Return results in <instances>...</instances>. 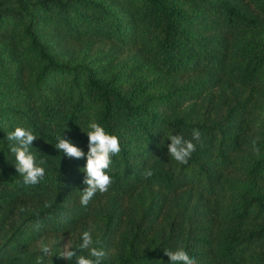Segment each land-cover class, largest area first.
I'll list each match as a JSON object with an SVG mask.
<instances>
[{
  "label": "trees",
  "instance_id": "16d2710c",
  "mask_svg": "<svg viewBox=\"0 0 264 264\" xmlns=\"http://www.w3.org/2000/svg\"><path fill=\"white\" fill-rule=\"evenodd\" d=\"M92 120L121 151L85 207ZM16 126L46 160L33 186L8 147ZM193 129L180 164L169 136ZM85 230L102 264H170L168 249L264 264V0H0V264H37L49 240L43 264H74L59 255Z\"/></svg>",
  "mask_w": 264,
  "mask_h": 264
},
{
  "label": "clouds",
  "instance_id": "9594fccd",
  "mask_svg": "<svg viewBox=\"0 0 264 264\" xmlns=\"http://www.w3.org/2000/svg\"><path fill=\"white\" fill-rule=\"evenodd\" d=\"M88 131H83L88 137V151L86 154V164L82 171L85 173L84 184L87 186L81 191L80 203L87 206L97 192H108L113 183L109 174L113 157L121 151L120 139L115 134H110L103 126L92 120L88 124ZM202 133L198 129H193L192 139H185L183 135H170L171 143L167 146L169 155L180 164H187L192 153L196 150V144L193 141H201ZM38 137L31 128L16 126L14 131L7 134L8 147L15 159V167L18 174L22 177V182L26 186L38 184L45 177L46 170L44 165L46 160L41 158L37 161L36 155L32 152L33 141ZM58 143L55 147L65 156L74 159H80L85 153L70 140L63 138V135L57 137ZM252 151L259 155L260 149L257 147V140H252ZM153 170L147 169L143 173L145 179L153 176ZM37 224L36 230H40ZM82 242L77 248L65 245L64 251L59 257L74 264H102L106 256V251L102 246L99 236L93 237L91 230H85L81 234ZM80 251L77 254L76 250ZM51 246L41 241L40 252L43 254L38 257L37 264H43V257L49 254ZM86 252L87 254H83ZM169 258L170 264H197V261L190 257L183 249L164 250Z\"/></svg>",
  "mask_w": 264,
  "mask_h": 264
},
{
  "label": "rangeland",
  "instance_id": "374dc122",
  "mask_svg": "<svg viewBox=\"0 0 264 264\" xmlns=\"http://www.w3.org/2000/svg\"><path fill=\"white\" fill-rule=\"evenodd\" d=\"M58 243H59V245H60L61 242L59 241ZM47 244H49V245L51 246V249H52V245L54 244V241H53V240H51V241L49 240ZM61 247H62V246H61Z\"/></svg>",
  "mask_w": 264,
  "mask_h": 264
}]
</instances>
